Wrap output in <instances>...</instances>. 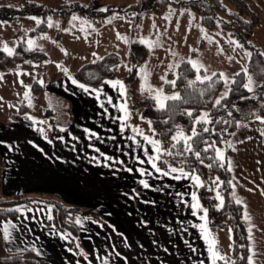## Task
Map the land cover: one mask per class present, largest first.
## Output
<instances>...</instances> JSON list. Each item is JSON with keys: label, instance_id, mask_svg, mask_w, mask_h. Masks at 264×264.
Here are the masks:
<instances>
[{"label": "crops", "instance_id": "0c3cea01", "mask_svg": "<svg viewBox=\"0 0 264 264\" xmlns=\"http://www.w3.org/2000/svg\"><path fill=\"white\" fill-rule=\"evenodd\" d=\"M258 1L264 8V0ZM107 30L94 44L82 35L71 41L84 54L116 51L111 45L115 35ZM254 36L264 45V17ZM73 79L72 73L44 85L50 107L70 108L68 126L53 123L46 132L42 121L31 114L0 122V155L5 164L1 184L7 192L57 193L69 203L95 206L104 219L74 218L88 250V256L80 257L70 245L69 232L52 223L50 204H23L17 215L0 218L2 233L5 227L10 233L8 239L3 233L6 250H32L49 264H81L93 248L99 255L94 264H212L201 226L209 239L214 236L205 213L193 207L198 203L193 177L198 175L157 165L155 138L130 128L121 80L88 85L77 80L73 84ZM117 81L115 86L110 83ZM228 161L232 197L241 201L248 232V257L264 264V123L260 119L242 123L231 139Z\"/></svg>", "mask_w": 264, "mask_h": 264}, {"label": "trees", "instance_id": "16d2710c", "mask_svg": "<svg viewBox=\"0 0 264 264\" xmlns=\"http://www.w3.org/2000/svg\"><path fill=\"white\" fill-rule=\"evenodd\" d=\"M169 4L187 5L201 15V22L206 28L213 29L219 26L223 33L234 35L244 47L252 50L250 57V70L262 80V85L256 96H249L247 84L248 73L245 70L234 74L229 93L216 105V97L223 86L221 73L218 71L210 79L196 80L197 71L183 60L177 67L175 84L166 81V89L177 88L180 100H166L163 108L155 105L153 97L137 100L136 87L139 82V66L148 57L147 45L140 40L130 42L129 53L132 67L122 79L125 87L126 104L130 107H139L143 117L148 118L156 132L155 140L159 146L157 165L160 168H180L194 171L200 181L197 189L199 209L205 213L209 227L214 230L230 226L233 233V254L228 264H248L249 239L248 232L242 220V206L232 197L231 170L229 155L231 153V139L243 122L257 117H264V51L256 46L253 35L258 26L262 24L264 8L258 0H154L149 9L162 12ZM18 14H31L42 17L31 34H40L48 30V11L35 0H26L21 6H0V18H12ZM230 45L223 44L222 48L231 51ZM242 50V47H238ZM238 51V50H237ZM48 58L47 52L38 47H29L24 41L20 42L15 52L9 55L0 49V69H6L16 64L30 65L34 62L42 63ZM120 54L116 51L107 52L98 56L94 61H87L75 72L73 77L84 84L98 85L117 78L120 65ZM87 71V74H86ZM194 82V83H189ZM31 87L35 93L45 89L43 83L34 80ZM13 104L18 110L11 113L12 119L31 114L30 106L25 101L14 99ZM215 105V106H214ZM204 107L209 108L211 123H196V116ZM60 112V113H59ZM191 112L189 116L187 113ZM60 114L57 117V114ZM44 127L58 124L68 126L72 115L70 108L50 107L42 112ZM195 127L197 136L189 143L193 152L185 151L186 145L182 139L169 143L168 137L176 129L191 131ZM208 128V132L203 129ZM227 143L224 159L221 160L216 153V146ZM208 150L205 152L204 149ZM195 152L200 153L199 159ZM210 165V166H209ZM5 167L0 155V187L2 171ZM221 199L223 204H221ZM48 203L53 208L52 223L58 229L76 232L74 224L67 221V216L78 215L80 210L72 204H67L57 193L34 192L26 194L16 192L13 196L0 200V218L15 216L23 204ZM83 216L94 215L101 219V214L88 209ZM71 241V238H70ZM71 244V242H70ZM217 249L219 245L217 243ZM220 261V260H219ZM226 262V261H224ZM0 264H49L47 259H40L32 250L18 253H9L6 250L3 233L0 228Z\"/></svg>", "mask_w": 264, "mask_h": 264}, {"label": "rangeland", "instance_id": "374dc122", "mask_svg": "<svg viewBox=\"0 0 264 264\" xmlns=\"http://www.w3.org/2000/svg\"><path fill=\"white\" fill-rule=\"evenodd\" d=\"M25 1L0 0V6L6 4L18 7ZM35 1L41 3L48 11V24L51 26L48 27L47 31L40 34H31L30 32L38 25L37 21L42 17L19 14L10 19H0V49L4 50L7 47L13 53L17 45L24 41L29 47H38L48 53V59L42 63L16 64L6 69H0V122L7 123L12 120L11 113L18 110V107L12 102L14 99L28 103L33 116H41L42 119V112L51 106L49 100L46 99L48 92L45 91V87L42 92L35 93L31 87L32 82L38 80L46 86L47 82L71 75L84 62L94 61L97 56L107 53L98 50L96 54L91 52L84 54V50H79V47L71 41L76 36L82 35L94 44L99 37L104 35L100 32L106 31L107 28L108 33L115 35L111 45L114 46L113 49H116L121 58L117 71L118 80L122 81L133 65L129 53L130 42L140 40L147 45L148 57L139 66L140 79L135 92L137 100L150 96L155 99V105L160 107L161 101L164 105L166 103L164 97L179 94L177 88L166 89L164 85L166 81H175L177 67L183 60L196 61L198 65L203 66L199 73L197 72L201 79L205 76L211 77L218 71L221 73L223 86L216 100L221 99L225 93H229L234 74L242 70H245L248 77L251 76L253 80V91H248L249 96H256L262 85V80L250 70L251 56L249 57L246 53H252L251 48L243 46L240 50L236 44L242 45L241 42L234 35L223 33L219 26L213 29L206 28L201 22L200 13L187 5L169 4L162 12H155L149 9L154 0ZM73 17L78 19L74 20ZM258 39L260 40L254 36L252 38L253 43L264 49L263 44L259 45ZM29 41L33 43L30 45ZM223 44L230 45L231 51L224 50ZM83 47L85 46L81 45V48ZM225 78H227V83ZM127 109L130 128L133 133L154 140L156 132L150 120L142 116L141 109L138 106L130 107L128 105ZM59 113L57 117H59ZM204 113H208L209 119V108L204 107L197 114L196 120ZM52 127L50 123L48 127H44V130L50 132ZM180 132L185 137L192 136L193 129L191 131L176 129L169 135V143L180 140L178 136ZM173 137H177V139H173ZM226 148L227 143L222 146L218 145L216 146V153L219 151L224 154ZM16 190L26 194L34 193L30 190ZM16 190L7 192L1 184L0 200L13 196L17 192ZM62 200L64 201V199ZM64 202L75 205L80 210L78 215L69 214L66 217L67 221L74 224L76 228L75 233L68 231L71 238L70 245L80 257L88 256V250L74 218L98 219V216L94 215L83 216L82 214L85 212L82 211L91 209L100 212L95 206L87 207ZM101 218L103 220L104 216L101 215ZM213 236L216 246L217 243L219 245L220 254L225 258L219 263L229 262L233 254L232 229L230 226L218 228L214 230ZM97 253L98 251L93 248L90 257L81 264H94L98 260L97 256L99 255Z\"/></svg>", "mask_w": 264, "mask_h": 264}, {"label": "snow or ice", "instance_id": "6c2138e0", "mask_svg": "<svg viewBox=\"0 0 264 264\" xmlns=\"http://www.w3.org/2000/svg\"><path fill=\"white\" fill-rule=\"evenodd\" d=\"M33 19H35V18L33 17ZM73 19L75 20V19H78V18H77V17H73ZM37 23H39V21H37ZM49 26H51V24H49ZM28 43L31 45L33 42H32V41H29ZM232 43H236V42H232ZM236 46H237V47H243V45H240V44H238V43L236 44ZM4 51H6L9 55H12V54H13V53H12V50L9 49V48H7V47L4 48ZM246 55H248V56L250 57V56H251V53H246ZM189 63L192 65V67H193L198 73H199L201 67H203L202 65H198V63H197L196 61H189ZM213 75H215V74H213ZM203 79H204V80H208V79H210V77L205 76ZM196 80H200L201 82H203V81L201 80V77H200L199 75H197ZM225 82L227 83V78H225ZM72 83H73V84H76L77 81L73 79V80H72ZM110 83H113V86H115L116 84H119L120 82L117 81V82H110ZM170 83H172V84L174 85V84H175V81H171ZM189 83L191 84V83H194V82H189ZM252 85H253V80H252V77L249 76V77H248V83L245 84L244 87L247 88L248 91H253V87H252ZM78 86H79L80 88L84 89L85 91H88V89H87L83 84H79ZM120 86L123 87L122 84H121ZM26 95H27V94H26ZM226 95H227V93H225L224 96L221 97V99H223L224 97H226ZM164 99H166V100H180L181 97H180L178 94H176V95H173V96L164 97ZM220 102H221V101L218 99V100H216L215 103H216V105H219ZM214 106H215V105H214ZM160 107H161V108L164 107V104H163L162 101H161V103H160ZM187 115L191 116L192 113L189 112V113H187ZM257 119H260L261 122L264 123V119H262L261 117H257ZM196 123H205V124L211 123V121L208 119V113H204L199 119L196 120ZM203 131H204V132H208L209 129H208V128H204ZM197 135H198V133L196 132V129H195V128H193L192 136H187V137H185V136L183 135L182 132L178 133L179 138L182 139V140L184 141L185 145H186L185 151H187V152H193L192 145L189 143V141H191V140L193 139V137H195V136H197ZM173 139H177V137H173ZM153 143H156V142H153ZM207 150H208L207 148L204 149L205 152H206ZM157 151H160V149L157 148ZM194 154H195V156L199 159V157H200V153H199V152H195ZM217 156H218L221 160H223V158H224L223 153H222V152H219V151L217 152ZM209 166H210V165H209ZM153 167H155V164H153ZM157 171H160V169L157 168ZM171 171H172V172H176L177 169L173 168V169H171ZM181 171H182V170H181ZM165 174H167V173H165ZM176 178L179 179L180 177H176ZM193 179L196 181L197 184L200 183L198 177H193ZM144 186H145V187H148V185H147L146 183H145ZM193 199H194V200L196 199L195 194H193ZM236 203L239 204V203H241V201H240V200H237ZM221 204H223V200H222V199H221ZM193 207L199 208L200 205H199V203H197V204L193 205ZM205 214H206V210H205ZM50 218H51V217H49V219H50ZM245 218H246V219H250V217H248L247 215H246ZM77 223H79V221H77ZM10 227H14V225H11ZM201 227H202V230H203V232H204V238H205V240L208 242V251H209L210 256H211V259H212V264H216V261H217L218 259H219V260H224V259H225L224 256H222V255L220 254L219 250L216 248V241H215L214 239H209L208 232H207V229H206L205 226L202 225ZM3 233H4V238H5V239H8L9 236H10V233H9V231H8V227H5V228L3 229ZM253 255H255V253H253ZM225 264H228V262L226 261ZM248 264H255V262H254L252 256H249V257H248Z\"/></svg>", "mask_w": 264, "mask_h": 264}]
</instances>
